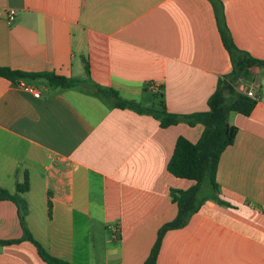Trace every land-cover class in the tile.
<instances>
[{
    "label": "crops",
    "instance_id": "0c3cea01",
    "mask_svg": "<svg viewBox=\"0 0 264 264\" xmlns=\"http://www.w3.org/2000/svg\"><path fill=\"white\" fill-rule=\"evenodd\" d=\"M237 46L264 60V0H0V67L55 72L74 87L35 81L41 96L0 76V186L22 193L27 225L55 257L72 264H144L160 227L178 212L172 189L195 181L168 170L179 136L197 142L204 125L161 127L96 91L191 114L233 62L215 8ZM17 9L10 25L6 9ZM88 64L90 73L86 72ZM264 75L253 65L247 80ZM221 154L220 189L187 225L168 231L156 264H264V92ZM52 202V210L49 209ZM113 226H118L114 236ZM18 206L0 200V239L22 236ZM0 264H48L30 241L0 245Z\"/></svg>",
    "mask_w": 264,
    "mask_h": 264
},
{
    "label": "trees",
    "instance_id": "16d2710c",
    "mask_svg": "<svg viewBox=\"0 0 264 264\" xmlns=\"http://www.w3.org/2000/svg\"><path fill=\"white\" fill-rule=\"evenodd\" d=\"M215 8L220 21L221 38L231 56L233 69L226 78L219 80L216 90L209 97L208 110L191 114L173 113L167 110L164 92L156 93L157 98L160 100L158 107L145 106L136 100L121 97L119 92L111 87L95 84L97 93L113 98L116 107L131 109L140 114L152 115L159 120L163 128L178 124L181 121H186L190 125L197 123L204 125V131L197 142H192L184 136H179L176 141L173 154L168 162V170L177 177L191 179L196 183L187 190H171L172 199L178 206L177 215L173 220L166 222L160 227L156 241L144 264L157 263L165 234L168 231L187 225L191 217L206 200L213 198L220 203H224L216 194L220 189L217 182V169L221 154L229 145L234 143L239 130L238 126L229 122V114L237 112L248 116L258 102L257 99L240 93L236 88V83L242 78H249L250 68L253 65L264 64V60L252 56L249 52L237 46L228 26L220 18L221 10L218 5L216 6L215 4ZM85 69L87 74H89L88 64H86ZM0 76L14 82L19 79L33 81L44 79L51 86L63 88L74 87L82 82L80 79L58 75L51 71L26 72L9 67H0ZM28 189V175H26L22 184L17 185L15 193H11L0 186V200H11L18 206L19 221L23 233L20 238L11 240L0 239V245L30 241L48 264H72L67 260L50 254L30 231L26 221L29 212L28 204L22 196V193ZM49 209L50 211L52 210L51 201H49Z\"/></svg>",
    "mask_w": 264,
    "mask_h": 264
},
{
    "label": "built area",
    "instance_id": "2783aa9c",
    "mask_svg": "<svg viewBox=\"0 0 264 264\" xmlns=\"http://www.w3.org/2000/svg\"><path fill=\"white\" fill-rule=\"evenodd\" d=\"M6 16H7V20L8 23L10 25L14 24L16 17H17V9L15 8H8L5 11ZM20 86L27 92L32 93L35 97H40L41 96V90L39 88V86L34 83V82H29L26 81L24 79H19L17 81ZM257 86H259V82L257 80H247V79H240L237 83H236V88L237 90L250 97L253 99H257L258 100V95H257ZM118 231V226H113V232H114V236L116 235V232Z\"/></svg>",
    "mask_w": 264,
    "mask_h": 264
},
{
    "label": "rangeland",
    "instance_id": "374dc122",
    "mask_svg": "<svg viewBox=\"0 0 264 264\" xmlns=\"http://www.w3.org/2000/svg\"><path fill=\"white\" fill-rule=\"evenodd\" d=\"M257 90L258 92H264V75L261 76L260 80H259V86H257ZM210 191V190H209Z\"/></svg>",
    "mask_w": 264,
    "mask_h": 264
}]
</instances>
